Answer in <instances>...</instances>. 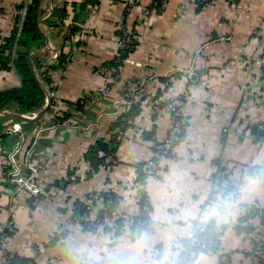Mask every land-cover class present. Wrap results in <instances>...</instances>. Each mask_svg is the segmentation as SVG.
Here are the masks:
<instances>
[{
    "label": "crops",
    "instance_id": "1",
    "mask_svg": "<svg viewBox=\"0 0 264 264\" xmlns=\"http://www.w3.org/2000/svg\"><path fill=\"white\" fill-rule=\"evenodd\" d=\"M30 2L0 0V49L3 38L18 32ZM152 2L41 0L44 42L27 57L36 77L45 65L55 66L48 70L52 88L45 87L38 112L0 113V226L13 224L0 246V264L5 252L36 264H167L203 209L206 219L223 226L219 247L211 255L197 253L190 264H259L251 255L259 218L250 221L256 231L237 232L235 226L248 209L264 210V0H233V7L229 0L201 7L167 0L144 13ZM124 25L136 32L135 43L119 77L109 82L97 68L116 57ZM11 50L15 56L21 48L15 43ZM54 54L66 58L64 68L56 67ZM19 85L15 70L0 69V90ZM103 85L101 101L80 102ZM157 97H180L187 126L162 175L148 174L141 186L135 164L151 159L153 144L170 129L169 116L155 110ZM14 122L21 129L11 134ZM112 131L118 132L117 162L110 172L101 165L87 176L84 154ZM19 135L24 175L27 159L38 169L42 192L36 195L6 176ZM220 166L224 176L242 177L238 200L224 202L215 193ZM106 190L117 197L119 217L86 230L76 206L89 193ZM143 191L157 225L133 237L130 223Z\"/></svg>",
    "mask_w": 264,
    "mask_h": 264
},
{
    "label": "trees",
    "instance_id": "2",
    "mask_svg": "<svg viewBox=\"0 0 264 264\" xmlns=\"http://www.w3.org/2000/svg\"><path fill=\"white\" fill-rule=\"evenodd\" d=\"M40 2L41 0H31V2L25 6L22 18H20L21 23L18 32L16 29L14 30V32L10 34L9 37H5L2 39L5 42V45H3L0 49V69L6 71H9L11 69L15 70L17 75H19L20 77V85L18 87H10L0 90V113L3 112L4 110L12 109V108H14L15 111L18 112L19 114L38 112L43 108V105L45 103V98H46L45 87L48 86L47 87L48 91L51 90L52 88L51 86L52 79L50 74H48V70L49 69L53 70L55 66L53 67L51 65H45V67L41 71V74H39V76L36 77L31 69L27 57V52L31 48L33 47L37 48L44 42V36L43 34H41L38 28ZM159 6L160 3L159 4L157 3V6L153 8H158ZM198 6L201 7L202 5L198 4ZM19 8H23V5H21ZM15 43L21 48V50L15 52L16 55L14 56L11 49H12V45ZM134 43L135 40L132 42L131 48L133 47ZM131 50H125L123 53H121L120 55L121 66H123L129 53H131ZM66 61H67L66 58L60 57L57 64L58 66L56 65V67L64 68ZM111 63H113V60L106 64H111ZM262 68L264 67L262 66ZM87 93H89L90 97H88L89 95L88 96L85 95L83 97L85 102H88L90 99H92L94 91H90ZM74 105H79V104L78 102H74ZM135 115H136L135 113L131 112L129 113L128 117L132 118ZM177 120L180 122L184 120L183 115H178ZM115 125H118V123ZM186 126L187 123L184 120L180 124L181 132L179 133L178 140L175 141V145H177L184 138ZM254 129L255 127L252 130ZM146 135L148 136V134ZM148 137H151V135H149ZM117 138H118V132L115 133V131H112L111 136L107 138L99 137L93 142L92 145H90L89 150H87V152L84 154V159L90 164V168L87 171L88 172L87 176H92L95 172H97V170L103 164L104 156H108V155L113 156V158L115 159V163L117 162L116 152L119 147V140ZM156 143H154L152 146L153 155L151 158L153 160L160 159V153L155 148ZM173 157L174 155L172 156L165 155L162 159L164 160V162H166L172 159ZM6 163H7L6 166L8 167V161ZM145 164L146 162H138L135 164L137 170L139 171L138 175H140V180H142L139 181L142 184L143 183L145 184V180L148 177L147 176L148 168L145 166ZM232 164L237 166L240 163L231 162V165ZM220 168L221 166L218 167L219 177L216 179L218 180V189L219 187L220 188L222 187L226 191L236 190L238 192V190H240L241 188L240 186L242 182V177H236L234 179H230L228 178V176L226 175L224 176V173ZM218 189L216 190L215 193H217L218 196L221 197L224 202L233 201L231 198L226 196L227 194L225 192L219 195ZM239 198H240V192L237 193L234 199L238 200ZM111 199H112V205L110 210L107 211V215H111L112 211H114L115 207L117 206V197L113 192L111 194ZM138 206H139V215H135L132 217V223H130L131 230H133L135 227H137V229L139 230L146 229L148 228L149 221H151L150 218L151 205L144 191L141 193L139 197ZM77 207H78L77 210H78L79 219L82 221L84 228L86 230H89L88 229L89 221L86 219L91 220L92 216L89 213L90 211L87 208V205L84 202H80L78 206H76V208ZM204 211H206V209L202 210L203 213ZM202 212L200 213L199 216H197L192 220V231L196 234V236L199 239L205 240L208 243L216 242L217 246H215V250H217L219 247L218 245H219V236H220V232L218 230L223 229V226L217 225V223L211 218L206 219L204 217L205 215L203 216ZM103 213H104L103 210H100L98 213L101 224L104 220ZM253 217L259 218L260 220L259 226L261 225L260 229L262 231L259 233V237H261L262 234H264V210L258 207L257 208L252 207L248 209L247 213L243 214L240 217L239 224L235 226L236 231L237 232H247L252 230L256 231V228L253 227L252 223H250V221L252 222V220L250 219H253ZM115 222L120 223L121 219H117L115 220ZM200 227H204V229L200 231ZM5 233H7V230H4V234ZM180 242L182 244V249L180 250V253L178 255H180V257L182 258L183 264H190L197 257V253H202L199 250V246L197 244H192L187 237H183L182 239H180ZM4 259L9 264H36L33 258L20 257L16 254L12 255L8 252H5Z\"/></svg>",
    "mask_w": 264,
    "mask_h": 264
},
{
    "label": "built area",
    "instance_id": "3",
    "mask_svg": "<svg viewBox=\"0 0 264 264\" xmlns=\"http://www.w3.org/2000/svg\"><path fill=\"white\" fill-rule=\"evenodd\" d=\"M166 1L167 0H153L152 4L149 7H146V8L143 7L144 13L150 12V10L153 9V7L157 6V3L158 4L160 3V5H162ZM192 1L195 5L201 4L202 6H206V5L211 4L212 1L214 0H192ZM131 2H132V5L134 4L137 5L139 4V2H141V0H131ZM229 3L233 4L231 5L232 7L236 6L234 5L235 3L233 2V0H229ZM119 28L121 30L122 36H120V38H118L115 41L116 45L118 46V52H117L116 57L113 60V63L103 64L97 68V72L109 82L119 77V74L121 71L120 55L125 50L131 49V44L134 41V38L136 36V32L134 31V29H130L129 27L125 25ZM59 58L60 56H58V54H54L55 60L58 61ZM262 82L264 81H259V83H262ZM106 90L107 89L104 85L100 89L94 90L92 99L94 101H101L103 97L105 96ZM80 102L84 103V99L81 98ZM152 102L155 107V110L157 111L159 115L167 114L170 119V129L167 135L161 141H158L155 145V148L160 153V159L153 160L151 158L147 160L145 164V166L148 168L147 173L149 174L150 178L156 179L162 175V172L164 170L165 162L162 158L165 155L172 156L175 153V147H176L175 141L178 140L179 133L181 132L180 124L184 120H182L181 122L177 120L178 115H183L182 109H181L182 102H181L180 97L168 98V99L157 97ZM117 105L118 103H116V106ZM20 129H21L20 123L14 122L12 123L11 127H9L8 132H10L11 134H16L17 132L20 131ZM22 142H23V137L22 135H19L18 140L16 141L15 145L13 146L12 150L7 156L8 168L6 171V176H7L8 181H10L11 183H14L18 187L19 190L26 189L30 193L36 195L42 192V187L37 180L38 169L36 168V166L30 164L29 160L27 159L25 165L28 168V174L24 175V170L17 157V155L22 150V146H23ZM114 165H115V159L113 158V156H110V155L104 156V161H103L102 166L107 172H110L113 169ZM88 167L90 168V165H88L87 168ZM224 192L227 194L226 195L227 197L231 198L234 201L235 196L237 195V193L240 192V190H238V192L236 190L226 191L224 188L221 187L218 193L220 195V194H223ZM111 194H112V191L106 190L105 192H96V193L92 192L86 196L84 203L87 205V208L90 211L89 213L92 216L91 220L86 219L85 217V219L89 221V225H88L89 230L94 231V229L98 230L101 227L100 217L98 216V213L100 210L104 211L103 213L104 220L115 219L119 217L116 209L112 211L111 215H107V211L110 210L111 205H112ZM156 225H157V222L151 220L149 221L148 228H146V230L150 231L153 228H155ZM11 229H13V224L10 220L6 221L4 225L0 226V246L4 240L3 238L5 235L4 230L9 231ZM203 229L204 227H200V231H202ZM261 231L262 230L260 229V232ZM139 232L141 231L137 229V227H135L132 230V236L136 237L139 234ZM185 237H187L192 244H197L199 246V250L202 253L211 255V254H214L216 251L215 250V246H217L216 242L208 243L205 240L199 239L193 231L187 232ZM180 248L182 249V244ZM251 255L259 264H264V234H262L261 237H259L258 235L253 241ZM2 264H9V263L5 261L4 259ZM167 264H183L182 258L180 257V255L177 254L175 257L171 258L167 262Z\"/></svg>",
    "mask_w": 264,
    "mask_h": 264
},
{
    "label": "rangeland",
    "instance_id": "4",
    "mask_svg": "<svg viewBox=\"0 0 264 264\" xmlns=\"http://www.w3.org/2000/svg\"><path fill=\"white\" fill-rule=\"evenodd\" d=\"M141 184V186L143 185L142 183H140Z\"/></svg>",
    "mask_w": 264,
    "mask_h": 264
}]
</instances>
